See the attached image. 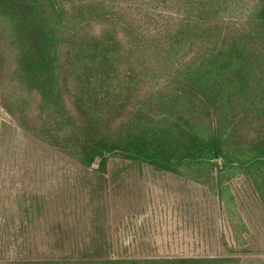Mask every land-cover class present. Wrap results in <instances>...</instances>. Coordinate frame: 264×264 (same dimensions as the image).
Returning <instances> with one entry per match:
<instances>
[{"label": "trees", "instance_id": "16d2710c", "mask_svg": "<svg viewBox=\"0 0 264 264\" xmlns=\"http://www.w3.org/2000/svg\"><path fill=\"white\" fill-rule=\"evenodd\" d=\"M0 111L98 191L149 167L206 187L243 233L228 181L264 211V0H0ZM107 251L0 264H239Z\"/></svg>", "mask_w": 264, "mask_h": 264}, {"label": "rangeland", "instance_id": "374dc122", "mask_svg": "<svg viewBox=\"0 0 264 264\" xmlns=\"http://www.w3.org/2000/svg\"><path fill=\"white\" fill-rule=\"evenodd\" d=\"M132 172L98 191L97 173L0 111V259L72 256L99 244L113 256L237 255L239 264H264V211L244 177L228 181L246 228L239 234L206 187L149 167Z\"/></svg>", "mask_w": 264, "mask_h": 264}, {"label": "water", "instance_id": "95a60500", "mask_svg": "<svg viewBox=\"0 0 264 264\" xmlns=\"http://www.w3.org/2000/svg\"><path fill=\"white\" fill-rule=\"evenodd\" d=\"M94 167H96V165H94Z\"/></svg>", "mask_w": 264, "mask_h": 264}]
</instances>
